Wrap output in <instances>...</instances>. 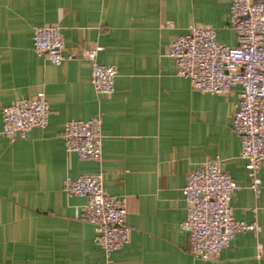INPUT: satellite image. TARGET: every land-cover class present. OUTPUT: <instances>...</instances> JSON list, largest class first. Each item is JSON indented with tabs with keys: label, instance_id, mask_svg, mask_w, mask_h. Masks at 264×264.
I'll return each mask as SVG.
<instances>
[{
	"label": "crops",
	"instance_id": "crops-1",
	"mask_svg": "<svg viewBox=\"0 0 264 264\" xmlns=\"http://www.w3.org/2000/svg\"><path fill=\"white\" fill-rule=\"evenodd\" d=\"M231 0H0V264H264V162L259 197L249 189L247 161L231 128L240 87L228 94L195 91L175 75L169 43L193 26L227 29ZM61 27L59 65L33 51L36 27ZM117 70L115 90L98 94L84 55ZM43 93L48 124L10 141L2 107ZM101 116V160L64 148L70 120ZM218 158L237 184L230 206L238 232L216 260L195 258L180 228L187 175ZM102 173L107 194L124 200L129 242L106 255L95 245L85 197L68 196L67 177ZM260 246V248H259Z\"/></svg>",
	"mask_w": 264,
	"mask_h": 264
},
{
	"label": "built area",
	"instance_id": "built-area-1",
	"mask_svg": "<svg viewBox=\"0 0 264 264\" xmlns=\"http://www.w3.org/2000/svg\"><path fill=\"white\" fill-rule=\"evenodd\" d=\"M226 28L234 31L235 46L220 43L212 27L193 26L169 43L167 54L174 61L175 75L188 79L195 91L228 94L240 87L231 128L241 141L240 156L247 161L249 189L259 197L262 180L257 172L264 162V0H231ZM32 43L34 53L53 65L65 59L58 25L34 28ZM98 51L95 47L84 55L90 64V82L98 94L111 95L117 70L99 63ZM48 117L49 105L43 93L20 98L2 107L1 132L13 141L19 134L45 128ZM63 141L67 153L81 160L100 161L101 116L67 121ZM236 189L234 178L222 170L218 158L208 159L188 173L182 189L186 209L180 228L188 234L195 258L216 260L236 233L260 232L257 223L233 218L230 201ZM63 190L68 196L87 199L84 213L95 227L93 242L106 255L129 242L124 200L105 192L102 173L67 177Z\"/></svg>",
	"mask_w": 264,
	"mask_h": 264
},
{
	"label": "water",
	"instance_id": "water-1",
	"mask_svg": "<svg viewBox=\"0 0 264 264\" xmlns=\"http://www.w3.org/2000/svg\"><path fill=\"white\" fill-rule=\"evenodd\" d=\"M32 132V130L31 131H28L27 133H31Z\"/></svg>",
	"mask_w": 264,
	"mask_h": 264
}]
</instances>
